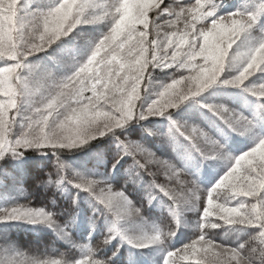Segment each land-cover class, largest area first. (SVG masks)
<instances>
[{
  "label": "snow or ice",
  "instance_id": "6c2138e0",
  "mask_svg": "<svg viewBox=\"0 0 264 264\" xmlns=\"http://www.w3.org/2000/svg\"><path fill=\"white\" fill-rule=\"evenodd\" d=\"M217 7L218 0H195L194 3L184 0H106L105 3L58 0L47 10L34 8L29 11L24 0H0V159L7 153L19 151L23 155L24 150L33 148H76L123 127L134 118L163 116L189 98L200 95L218 81L233 46L253 29L259 15L264 14V3L256 5L255 11H233L226 15H217ZM150 13L153 14L151 21ZM161 17H164V25ZM104 20L111 21L110 30L98 40L86 60L81 61L75 52L67 50L62 60L57 61V64L68 66L71 74L60 78V69L56 66L43 69L29 65V57L46 52L78 26ZM165 25L168 31H162ZM231 61L241 64L242 69L239 75L225 83L241 86L256 73H264V42L237 51ZM173 66L186 69L188 74L164 86L146 112L138 111L150 68ZM38 82H42V88L36 87ZM254 94L264 97V88ZM22 102L31 105L32 111L24 133L13 138ZM212 110L217 114L228 112L223 107ZM223 118L231 120L232 116L229 113ZM183 132L196 144L213 143L196 127H184ZM121 144L124 145L123 153L116 164L124 155L137 157L139 154L136 164L148 170L146 162L141 163V160H156L153 153L137 145L124 141ZM157 162L179 175L166 161ZM64 167L58 161L59 178L55 181L50 178L49 183L59 185L64 181ZM148 174L154 175L149 171ZM76 177L79 180L76 187L92 192L118 220L122 214L139 213L122 191L114 192L111 186L88 180L79 173ZM164 188L178 204L187 203L189 193L195 196L198 191L194 182L189 181L180 189L185 194L181 202L174 190ZM222 190L224 200L218 202ZM233 200L235 205L229 206ZM0 219H24L56 226L52 214L26 206L6 209ZM215 221L247 226L258 232L236 246L216 244L206 238L208 229L220 226ZM200 227L199 237L168 251L164 264L193 260L195 264H209L206 254L214 249L219 250L215 256L225 259L214 260L211 264H264V140L239 155L230 170L208 192ZM113 231L119 234L118 229ZM172 235L174 233L169 232L166 236ZM114 238L110 236L104 243ZM160 241L161 235L157 234L145 237L137 246L147 247ZM84 247V256L77 260L64 259L63 264H111L110 258H95V250ZM0 264L13 262L4 260ZM29 264L62 262L47 260Z\"/></svg>",
  "mask_w": 264,
  "mask_h": 264
},
{
  "label": "trees",
  "instance_id": "16d2710c",
  "mask_svg": "<svg viewBox=\"0 0 264 264\" xmlns=\"http://www.w3.org/2000/svg\"><path fill=\"white\" fill-rule=\"evenodd\" d=\"M184 2L194 3L195 0ZM56 3L58 0H33L29 11L34 8L47 10ZM260 3L264 0H218L216 12L226 15L238 10L255 11ZM152 15L150 13V21ZM260 17V24L252 30L263 39L264 33L259 29L264 28V14ZM163 19L161 17L162 25ZM110 27V20L96 26L80 25L46 52L29 57L28 63L43 69L56 66L60 69L59 77L64 78L71 70L57 64L63 53L72 50L79 54L81 58L78 59L85 60L87 54H80L82 50L90 53ZM167 29L165 25L162 31ZM187 74L186 69L150 68L140 101L149 94L147 88L157 92L159 86H166ZM232 79L233 74L225 76L224 80H218L199 96L170 109L163 116L134 118L124 127L76 148H33L24 150L23 155L7 153L0 159V215L6 209L21 206L43 209L52 214L56 226L24 219H0V261L29 264L61 260L63 264L64 259L77 260L84 256V246H87L95 250V258H110L111 264H164L168 251L197 239L202 231V211L208 192L227 173L237 156L264 139V97L254 94L264 88V73H258L241 86L225 83ZM220 107L228 112L217 114L212 110ZM229 113L231 120L223 118ZM184 127L202 130L213 143L196 144L183 132ZM121 141L153 153L156 160H141V163L146 162L148 170L136 164L139 154L137 157L124 155L116 164L123 153ZM58 161L65 166L62 171L65 179L59 185L49 183L50 178L53 181L59 178ZM157 161H166L179 175L172 174ZM148 171L154 175H149ZM77 173L111 186L114 192L122 191L139 213L122 214L118 220L92 192L76 187L79 183ZM189 181L194 182L198 191L195 196L189 193L190 200L185 204H178L164 188L174 190L177 200L182 202L185 194L180 189ZM220 197L218 202H223V190ZM235 203L233 200L229 206ZM174 212L177 215L174 216ZM215 222L220 226L208 229L206 238L216 244L236 246L258 232L247 226ZM169 232L174 235L166 236ZM157 234L161 235L160 242L137 246L145 237ZM110 236L115 238L105 244ZM217 251L214 249L206 254L209 264L225 259L215 256ZM178 264H195V261H178Z\"/></svg>",
  "mask_w": 264,
  "mask_h": 264
},
{
  "label": "rangeland",
  "instance_id": "374dc122",
  "mask_svg": "<svg viewBox=\"0 0 264 264\" xmlns=\"http://www.w3.org/2000/svg\"><path fill=\"white\" fill-rule=\"evenodd\" d=\"M24 1H26L25 2V5H27L26 7H27V9L29 10L30 9V5L33 3V0H24ZM97 2H99V3H105L106 2V0H97ZM239 11V10H238ZM243 11H248V10H243ZM218 15V14H217ZM261 15H259V18H258V21H257V24L259 25L260 24V21H261V17H260ZM105 21V20H104ZM104 21H102V22H104ZM102 22H99V23H97V24H90V25H92V26H96V25H101L102 24ZM256 24V25H257ZM255 25V26H256ZM254 26V27H255ZM169 29H167V31H168ZM259 30H261L263 33H264V28H261V29H259ZM70 35V34H69ZM261 42H264V38L263 39H260V38H258V36L256 35V33L253 31V30H251L249 33H246L238 42H237V44L236 45H234L233 46V49H232V51L230 52V59H229V61L226 63V66H225V69H224V72L222 73V75H221V77L218 79V80H224V78H225V76H230V75H232L233 74V76H234V78L237 76V75H239V73H240V71H241V69H242V65L241 64H234V63H232V61H231V56L232 55H234L237 51H244V50H247V49H249V48H252V47H256V46H258L259 45V43H261ZM76 54H78V53H76ZM80 54H87V57L91 54V52L90 53H87L85 50H82V52L80 53ZM80 56H79V54L77 55V58H79ZM81 58V57H80ZM87 59V58H86ZM85 59V60H86ZM81 61H83V59H80ZM171 68H177V69H183V68H181V67H179V66H173V67H171ZM163 69H170V68H163ZM25 73H27V69H25ZM258 73H260V72H258ZM258 73H256L255 75H253L252 77H250V78H253V77H255ZM249 78V79H250ZM218 82V81H217ZM216 82V83H217ZM215 84V83H214ZM214 84H212V85H214ZM212 85H210V86H212ZM209 86V87H210ZM36 87L37 88H42L43 87V84H42V82H38L37 83V85H36ZM163 85H161V86H159L158 88H157V92H154L153 91V88L152 89H148L147 88V91L148 90H150L149 91V94L148 95H146L145 96V99H144V101H139L138 102V111H144V112H146V109H147V107H149L150 105H151V103L158 97V95H159V93H160V91H162V89H163ZM199 96V95H198ZM195 97H197V96H195ZM195 97H191V98H189L188 100H190V99H192V98H195ZM31 111H32V108H31V105H29L28 103H21V105H20V115H19V117H18V119H17V122H16V125H15V127H14V129H13V138H19L23 133H24V131L26 130V121H27V117L31 114ZM30 113V114H29ZM153 116V115H152ZM132 121V120H131ZM131 121H129V122H131ZM128 122V123H129ZM125 126V125H124ZM123 126V127H124ZM115 130V129H114ZM106 135V134H105ZM104 135V136H105ZM100 137H102V136H100ZM100 137H97V138H100ZM96 138V139H97ZM262 140H264V139H262ZM261 141V140H260ZM259 141V142H260ZM258 142V143H259ZM19 152V151H18ZM238 157V156H237ZM236 157V158H237ZM235 158V159H236ZM235 159L233 160V162H232V165H231V167L234 165V162H235ZM230 167V168H231ZM228 171L230 170V169H227Z\"/></svg>",
  "mask_w": 264,
  "mask_h": 264
}]
</instances>
